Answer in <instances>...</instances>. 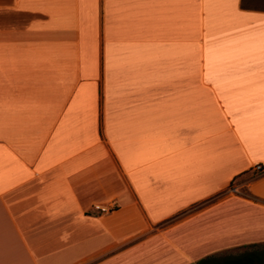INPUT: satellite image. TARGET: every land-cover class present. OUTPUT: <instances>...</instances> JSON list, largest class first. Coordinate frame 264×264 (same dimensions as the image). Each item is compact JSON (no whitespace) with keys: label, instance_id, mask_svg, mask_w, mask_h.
I'll return each mask as SVG.
<instances>
[{"label":"crops","instance_id":"crops-1","mask_svg":"<svg viewBox=\"0 0 264 264\" xmlns=\"http://www.w3.org/2000/svg\"><path fill=\"white\" fill-rule=\"evenodd\" d=\"M258 1L0 0V264L264 244Z\"/></svg>","mask_w":264,"mask_h":264},{"label":"trees","instance_id":"trees-1","mask_svg":"<svg viewBox=\"0 0 264 264\" xmlns=\"http://www.w3.org/2000/svg\"><path fill=\"white\" fill-rule=\"evenodd\" d=\"M195 264H264V244L246 246L240 253L226 251L207 255Z\"/></svg>","mask_w":264,"mask_h":264},{"label":"rangeland","instance_id":"rangeland-1","mask_svg":"<svg viewBox=\"0 0 264 264\" xmlns=\"http://www.w3.org/2000/svg\"><path fill=\"white\" fill-rule=\"evenodd\" d=\"M257 3L258 6H260L261 8H264V0H259L258 2H255ZM241 181H244V180H237L235 181V184L232 186V191H241L240 189H238V187H236L238 184L241 183ZM235 186V187H234ZM245 250V247H241V248H234V249H231L229 250V252H232V253H240L242 251Z\"/></svg>","mask_w":264,"mask_h":264},{"label":"built area","instance_id":"built-area-1","mask_svg":"<svg viewBox=\"0 0 264 264\" xmlns=\"http://www.w3.org/2000/svg\"><path fill=\"white\" fill-rule=\"evenodd\" d=\"M254 169H255V172H257L258 174L264 173V166L262 164L255 165Z\"/></svg>","mask_w":264,"mask_h":264}]
</instances>
